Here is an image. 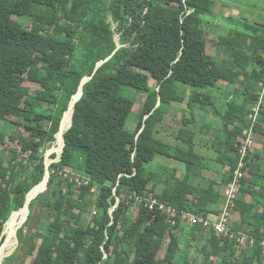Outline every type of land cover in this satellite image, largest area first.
<instances>
[{"label":"trees","instance_id":"16d2710c","mask_svg":"<svg viewBox=\"0 0 264 264\" xmlns=\"http://www.w3.org/2000/svg\"><path fill=\"white\" fill-rule=\"evenodd\" d=\"M214 6L213 0H0L6 87L0 94V145L22 143L20 154L0 159V253L13 225L15 241L39 243L30 264H197L189 255L195 241L205 242L201 264H237V258L264 264V155L256 149L245 158V177L230 210L231 229L255 238L254 245L248 241L241 248L238 235L217 236L183 225L179 217L171 227L166 211L135 202L154 194L178 213L211 220L226 203L264 82V26L260 32L248 22L243 30L218 35L219 52L209 54L207 34L218 27L204 16ZM86 77L91 79L72 117L73 107L67 111ZM25 82L38 89L26 92ZM127 90L144 95L133 130L127 123L135 101L124 95ZM216 99L224 102L222 111ZM174 103L192 112L182 114L180 127L166 124L179 109ZM207 106L215 109L214 120L199 124L194 110L207 113ZM69 115L61 159L48 167L42 193L45 153L56 141L58 152L57 135ZM253 127V136H264V99ZM158 155L174 167L148 168ZM31 190V198L39 192L28 211ZM16 249L4 251L2 264Z\"/></svg>","mask_w":264,"mask_h":264},{"label":"rangeland","instance_id":"374dc122","mask_svg":"<svg viewBox=\"0 0 264 264\" xmlns=\"http://www.w3.org/2000/svg\"><path fill=\"white\" fill-rule=\"evenodd\" d=\"M213 1H215V6H214V10H213L214 13L213 14H209V15H205L204 16V20L208 21L213 27H215V26L218 27L217 26L218 24H222V29L225 28L224 29V33L225 34H228L231 31H233V33H234L236 31L243 30V28L242 27H234V26L229 25V24H224V22H226V21H224L225 20L224 19L225 11H223L221 14H218L217 11H216L217 5H220V6L224 5L226 8L235 9V10H238V11L242 12L241 18L244 19L245 17H247V19H249L248 21L251 24H255V25H258L260 27H261V25H264V0H213ZM220 11H221V9H220ZM14 21L17 24L22 22V20L20 18H18L17 16H14ZM224 25H225V27H224ZM26 27L29 28L30 25L28 23H26ZM220 33L223 34L222 31ZM211 37L212 36L210 34L209 35L207 34L208 51L211 52V53L212 52L214 53V51H213L214 48H213V46L211 44ZM115 40L117 42L119 40V37L117 35L115 36ZM150 86H151V88L155 89V82L154 81H150ZM5 88L6 87H5V83H4V80H3V75L0 74V94L5 90ZM183 88H184V90H182ZM24 89H25L26 92L29 89L35 90V89H38V85L30 83V82H25ZM180 91L181 92H180L179 95H181L182 97H184L186 99L187 92H186L185 87L180 85ZM137 93L138 92L136 90H133L132 95H130L128 93V90L124 92V95L126 97H130V98H132L135 101V107H134V109L132 111V115H131L128 123H127V129H129V130H133L135 128V125L137 124L138 119H139V109H140V106H141V104L143 102V96L144 95H139L138 94V96H137ZM217 102H218V100H217ZM223 103L224 102H218L217 107H218L219 110H221V108L224 107L222 105ZM182 104H184V103H174L173 104L174 107H177L179 109H176L174 112H172L171 114H169L167 116L168 118L166 119V124H170V125H173V126H176V127H180V126H182V123H181L182 114L186 113L187 116L191 115L192 112L187 108L186 105H182ZM131 106L132 105L129 104L127 107L129 108ZM206 110H207V112L210 113V115L214 114V111H215V109H213L212 106H207ZM196 112H197V110H194L195 114H196ZM10 120L13 121L14 119L11 118ZM15 130H17V128L14 129V131ZM164 131L167 132L166 130H164ZM256 144H257V146H261V148L264 150V136L258 134L257 132L254 134V145H256ZM21 146H22V143H21L20 140H17L15 142H12V141L8 140L3 145H0V159H3L6 162L9 161L12 154H20L21 153ZM56 147H57V141L54 144V146L45 153V157H46L45 163H47L49 166L52 165L53 163L59 162V160H60V158H58L59 155L55 152ZM53 154L57 155L56 159H52L51 158V156ZM162 160H163V156H159L158 155L156 161H154V164L152 163V164L148 165V168L150 167V169H151V167L153 166V169H154L153 171L164 172L165 168H170L171 169V167H174L175 163L173 161H168V160L167 161H162ZM259 162L261 163V167L264 170V158L262 160H259ZM176 163L180 164L178 162H176ZM48 180L49 179H48V175H47L46 176V180H45V186L43 188L44 190L47 187ZM44 190H42V191H44ZM30 199L32 201V199H34L33 196H32V198L29 196L28 197V201ZM214 207H217V205L214 206ZM238 217H239L238 214L235 213L234 216H233L234 222L237 220ZM20 225H21V223L17 227H19ZM17 227H16V229H17ZM8 228H10V230H12L13 225L9 226ZM19 229H21V227ZM180 233H181L180 230H178L176 232L177 235H179ZM7 234H9V233H7ZM10 236L13 239V241L11 242L9 240V242L6 245L5 248L7 249L9 247L17 246V249L11 255L5 257V259H7L8 264H30L32 259H33V257H34L33 253L35 252V248L39 244L38 241L35 240L34 241L35 243H33L30 246L29 245H24L23 246V245H21L19 243V241L18 242L15 241V239L12 237L11 233H10ZM204 243H205L204 241H202V242L195 241V242L192 243V247L189 250V255L193 257L190 260L196 259L197 260V264H201L202 255L200 254L199 249L203 246ZM245 246H246V244H243L241 246V248H245ZM16 253H17V255L14 256V254H16ZM236 260H237V264H248V261H246V260H244L242 262L241 258H237Z\"/></svg>","mask_w":264,"mask_h":264},{"label":"built area","instance_id":"2783aa9c","mask_svg":"<svg viewBox=\"0 0 264 264\" xmlns=\"http://www.w3.org/2000/svg\"><path fill=\"white\" fill-rule=\"evenodd\" d=\"M260 87V99L256 107L253 108V114L249 116L252 120L253 125L257 122V114L260 110V107L263 104L264 99V82L259 84ZM250 127L246 129L243 133V145L239 150V163L238 169L235 172V177L233 181H231L226 189H225V198L226 203L221 210L220 216L216 220H211L204 217H198L193 214L182 212L178 213L175 208L168 206L167 204L161 203L154 194L147 195V197L137 196L135 197L136 203H143L147 208L150 210H159V211H166L168 215V223L171 227H175L177 225V217L180 218L181 224L183 225H191V226H201L204 229L211 230L217 236H225L233 239L236 235H238L237 241L242 246L243 244L247 245L249 241L252 245L255 243V238L246 233H236L231 229V208L235 204V200L238 196L239 189H240V179L245 177L244 168L246 167L245 158L249 154V152L255 149L254 145V127ZM262 247L264 248V241L261 242Z\"/></svg>","mask_w":264,"mask_h":264},{"label":"crops","instance_id":"0c3cea01","mask_svg":"<svg viewBox=\"0 0 264 264\" xmlns=\"http://www.w3.org/2000/svg\"><path fill=\"white\" fill-rule=\"evenodd\" d=\"M214 4H215V1H214ZM220 9H221V11H220ZM216 11H217V13L218 14H221L223 11H225V14H224V21H226V22H224V24H229V25H232V26H234V27H242V28H245V26H246V23H248L249 21V19H247V17H245L244 19H242L241 18V16H242V12H240V11H238V10H235V9H229V8H226L224 5L223 6H220V5H217V9H216ZM250 23V22H249ZM218 26V30L214 33V34H210L212 37H211V44H212V46H213V51H214V53L212 52H209L208 51V48H207V51H208V53L209 54H212V55H215L218 51H219V49H220V47H219V45H218V43H217V37H218V35H223V36H227V35H229V34H233V31H231L230 33H228V34H225L224 33V29H222V24H218L217 25ZM262 26H264V25H261V27L260 26H258L259 28H260V32H262ZM224 27H225V25H224ZM223 32V34H221L220 32ZM197 115H198V122H199V124H204V123H207V122H210L212 119L214 120V118H213V116L212 115H210V113L209 112H207V113H202V112H200V111H197V113H196ZM213 132H215V130L213 129ZM255 149L259 152V153H261V154H263L264 155V150L261 148V146H257V144L255 145ZM183 173V170H179L178 171V175L180 176L181 174ZM220 207V206H219ZM219 207H213V209L214 210H216L217 212L219 211ZM215 212V211H214Z\"/></svg>","mask_w":264,"mask_h":264},{"label":"bare ground","instance_id":"6f19581e","mask_svg":"<svg viewBox=\"0 0 264 264\" xmlns=\"http://www.w3.org/2000/svg\"><path fill=\"white\" fill-rule=\"evenodd\" d=\"M72 108V107H71ZM70 111V110H69ZM68 111V112H69ZM72 113H73V108H72ZM65 122V119H64V121H63V123ZM62 123V124H63ZM68 123H70V125L72 124V121H71V116L69 115L68 116V120H67V124H66V126L65 127H63L62 129H61V132L57 135V139H58V142L60 143V146H59V149H58V152H57V154L60 156L61 154H62V150H63V146H64V136H63V134H65L66 132H67V130L69 129V127H70V125L68 124ZM60 136V137H59ZM63 136V137H62ZM58 156V157H59ZM48 174H46V176H47ZM46 176H45V179H44V181L43 182H45V180H46ZM43 182H42V184H43ZM41 184V185H42ZM39 188V187H38ZM37 188V189H38ZM42 190H44V189H41V191ZM39 192V191H38ZM38 192L35 194V195H31V196H33V198L35 199V197L37 196V194H38ZM44 192V191H43ZM31 193H32V191H31ZM30 193V194H31ZM29 194V195H30ZM30 203V202H29ZM29 203H28V206H29ZM25 208V207H24ZM28 211H29V207H28V209H27ZM20 213V212H19ZM18 213V214H19ZM27 216H28V213H27ZM27 218V217H26ZM26 220V219H25ZM25 220L21 223V225L22 224H24L25 223ZM6 226V225H5ZM7 228H8V226H7ZM7 228H6V233H9V234H6L7 235V237H8V239L12 242L13 241V239L11 238V236H10V233H11V230H10V228H8V230H7ZM4 247V246H3ZM2 247V249H1V252L2 253H0V264H2V260H3V258H4V251H5V247L3 248Z\"/></svg>","mask_w":264,"mask_h":264},{"label":"water","instance_id":"95a60500","mask_svg":"<svg viewBox=\"0 0 264 264\" xmlns=\"http://www.w3.org/2000/svg\"><path fill=\"white\" fill-rule=\"evenodd\" d=\"M118 48H119V47H118ZM102 63H103V62L99 63V64H98V67L101 66ZM90 79H91V78L86 77V78L83 80L82 85L80 86L79 92L73 97V101L71 102L70 107H69V109H68V111H69V110L71 109V107H73L72 117H73L74 110H75V106H74V105H75V103L81 98V96H82V94H83L82 87H83V85H84L87 81H89ZM68 111H67V112H68ZM67 112H66V113H67ZM66 113H65V114H66ZM64 117H65V115H64ZM63 120H64V118H63ZM63 120H62V123H63ZM62 123H61V126H60V130H61V127H62ZM71 126H72V124L70 125L69 129L71 128ZM69 129H68V130H69ZM68 130H67V131H68ZM65 144H66V142H65V137H64V146H65ZM63 150H64V147H63ZM63 150H62V153H63ZM61 156H62V154H61L58 158L61 159ZM48 167H49V165L46 163V168H47L46 174H48V176H49V178H50V172H49V170H48ZM48 182H49V180H48ZM35 187H36V186H35ZM35 187H34V188H35ZM34 188H33V189H34ZM33 189H32V190H33ZM32 190H31V191H32ZM46 190H47V187H46V189L44 190V192H45ZM31 191L28 193V195H27V197H26V204H25V206L28 205V197H29V194L31 193ZM44 192H42V193H44ZM36 198H37V197H36ZM36 198H35V199H36ZM30 203H31V202H30ZM30 203H29V204H30ZM25 206H24V207H25ZM28 207H29V206H28ZM14 213H15V212H14ZM14 213H13V214H14ZM13 214H12V215H13ZM12 215H11V217H12ZM11 217H10V218H11ZM9 220H10V219H9ZM7 223H8V222H7ZM7 223H6V224H7ZM6 224H5V225H6ZM3 233H4V231H3ZM3 236H4V235H3Z\"/></svg>","mask_w":264,"mask_h":264}]
</instances>
